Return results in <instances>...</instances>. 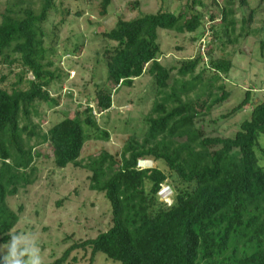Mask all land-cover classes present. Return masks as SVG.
<instances>
[{
  "label": "trees",
  "instance_id": "16d2710c",
  "mask_svg": "<svg viewBox=\"0 0 264 264\" xmlns=\"http://www.w3.org/2000/svg\"><path fill=\"white\" fill-rule=\"evenodd\" d=\"M132 1L130 8L136 11L139 0ZM111 2L101 0L99 16L106 17ZM211 2L224 25L222 48L259 32L249 24L264 0L250 9L247 20L242 19L237 36L234 1L225 0L223 8L217 0ZM239 2V9L248 8L247 0ZM187 7L188 12L177 14L158 11L130 21L119 19L110 31L102 32L105 45L96 55L105 82L95 91V107L65 114L44 132L40 108L60 105V97L50 94L60 80L59 71L50 70L59 59L57 39L47 45L45 25L57 10L62 24L68 9L62 0H4L0 69L8 74L0 71V244L10 239L22 211V206L11 210L8 201L37 180L36 148L49 146L53 167L87 171L89 190L102 194L110 212L107 229L96 237L66 236L62 243L67 248L53 264H94L98 255L110 264H264V167L256 155L264 135V102L253 104L249 119L231 136L213 134L215 129L207 133L200 125L229 98L222 86L214 85L231 71L232 63L229 58L211 59L203 67L199 53L175 66L160 63V32L193 35V43L203 37L205 15L195 8L205 13L204 4L192 0ZM209 21H214L213 15ZM210 32L209 38L216 40L215 30ZM259 44L262 49L264 43ZM79 50L76 46L71 53L78 56ZM208 71L212 74L204 78ZM146 76L155 92L144 118L145 132L129 135L115 153L101 147L83 165L82 150L91 136L107 143L110 137L96 125L93 111L108 112L114 93ZM250 103L247 91L218 120L237 116ZM210 122L215 126L216 120ZM144 160L161 168L138 169V161ZM164 184L174 192L170 206L157 196Z\"/></svg>",
  "mask_w": 264,
  "mask_h": 264
},
{
  "label": "rangeland",
  "instance_id": "374dc122",
  "mask_svg": "<svg viewBox=\"0 0 264 264\" xmlns=\"http://www.w3.org/2000/svg\"><path fill=\"white\" fill-rule=\"evenodd\" d=\"M58 1V0H57ZM192 0H139L140 6L132 11V0H112L106 17L99 16L101 0H62L68 9V16L60 24L62 15L52 12L45 25L47 45L51 39H57L56 53L59 59L54 60L51 71H59L60 80L50 88V94L60 97L58 107L42 106V131H46L65 117L81 112L90 105L95 107V91L104 85L105 76L100 57L96 54L103 49L105 42L101 39L102 32L110 31L121 19L130 21L142 15L167 11L177 14L186 12ZM206 8L204 13L196 7L198 12L205 15L203 21V37L193 43V35L177 34L175 32H160L159 45L161 56L159 61L164 66H175L178 61L194 58L198 53L203 58V67L208 66L211 59L229 58L232 69L226 76H221L220 82L214 86L223 87L229 98L220 106L214 108L210 116L206 117L202 125L207 133L215 129L213 134L228 137L234 134L239 123L249 119L253 104L264 102V2L260 10L249 24L252 30H258L254 36L238 39V43L221 47L226 38L222 31L224 25L220 21L219 11L212 5L211 0H201ZM235 21V36L239 34L242 19L247 20L250 9H254L259 0H247L248 8L239 9V0H233ZM4 0H0V11ZM217 5L223 8L225 0H217ZM76 12H81L76 16ZM188 12V11H187ZM213 15L214 21H209ZM55 28L54 32L52 29ZM210 29L218 35L216 40L209 38ZM210 32V33H209ZM234 36V37H235ZM76 46H80L78 56L71 53ZM180 49V50H178ZM2 74L7 75L5 69ZM198 72V71H197ZM211 71L205 73L209 77ZM27 79H32L30 76ZM12 80V76L9 77ZM215 91V90H213ZM249 92L251 103L245 110L235 117H220L227 115L235 108ZM155 88L149 77L137 79L131 88H121L113 94V105L108 112L94 115L96 125L110 133L109 141L104 142L94 136L84 146L81 154L82 164L88 158L96 157L103 147L110 153H115L131 134L142 136L147 125L144 118L150 110L154 100ZM216 120L215 126L210 121ZM37 122V120H34ZM260 151H256L261 167H264V135L259 140ZM40 157L35 159L37 180L25 191L11 198L8 205L11 210L19 213V221L13 233H35L36 244L40 248L43 264H53L63 255L66 244L62 240L72 236L77 240L94 238L99 232L107 229L110 222L109 206L102 194L91 192L88 188L89 173L87 171L67 167L58 170L53 167L49 146L36 148ZM148 163V162H147ZM142 163L140 169L161 168L157 163ZM168 185V184H165ZM171 187V186H170ZM62 202L57 206L58 202ZM98 255L94 264H110ZM79 264H88L86 262ZM112 264V263H111ZM114 264V263H113Z\"/></svg>",
  "mask_w": 264,
  "mask_h": 264
},
{
  "label": "clouds",
  "instance_id": "9594fccd",
  "mask_svg": "<svg viewBox=\"0 0 264 264\" xmlns=\"http://www.w3.org/2000/svg\"><path fill=\"white\" fill-rule=\"evenodd\" d=\"M147 162L151 161H138L137 168L140 169L141 164ZM157 196L160 202L170 206L174 192L169 185L164 184ZM9 237L8 241L0 244V264H43L40 248L36 244L35 233H13Z\"/></svg>",
  "mask_w": 264,
  "mask_h": 264
},
{
  "label": "built area",
  "instance_id": "2783aa9c",
  "mask_svg": "<svg viewBox=\"0 0 264 264\" xmlns=\"http://www.w3.org/2000/svg\"><path fill=\"white\" fill-rule=\"evenodd\" d=\"M93 115H97L95 111H93Z\"/></svg>",
  "mask_w": 264,
  "mask_h": 264
},
{
  "label": "bare ground",
  "instance_id": "6f19581e",
  "mask_svg": "<svg viewBox=\"0 0 264 264\" xmlns=\"http://www.w3.org/2000/svg\"><path fill=\"white\" fill-rule=\"evenodd\" d=\"M147 164H150L149 162Z\"/></svg>",
  "mask_w": 264,
  "mask_h": 264
}]
</instances>
